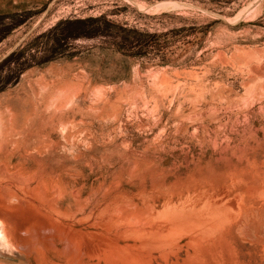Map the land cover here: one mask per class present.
<instances>
[{
  "label": "rangeland",
  "instance_id": "374dc122",
  "mask_svg": "<svg viewBox=\"0 0 264 264\" xmlns=\"http://www.w3.org/2000/svg\"><path fill=\"white\" fill-rule=\"evenodd\" d=\"M11 115L75 132L45 160L83 204L152 211L112 224L158 227L132 264H264V0H0Z\"/></svg>",
  "mask_w": 264,
  "mask_h": 264
},
{
  "label": "bare ground",
  "instance_id": "6f19581e",
  "mask_svg": "<svg viewBox=\"0 0 264 264\" xmlns=\"http://www.w3.org/2000/svg\"><path fill=\"white\" fill-rule=\"evenodd\" d=\"M54 124L55 119L51 116H30L21 119L14 115L0 116V250L8 249L10 252L15 249L17 253H22L27 258L32 256L38 264H114L116 261L118 264L119 261L121 264H126L148 261L149 258L152 260L151 252L149 253L151 257L146 256L148 254H145L146 250L145 253L132 252L138 244L129 251L132 245H129L128 241L141 238L143 240L158 227L112 225L118 221L128 222L129 219H133V223L134 219L137 221L148 219L152 211L146 208L148 212L145 211L146 209L130 212L128 211L130 204H127V209L123 205L125 203H111L107 200L101 208H98L99 205L94 206L96 200L93 207L87 206L90 197H88L89 202L83 204L81 188H78L74 180L72 184H67L70 182L65 178L67 174L77 175L78 169L75 170L76 172H70L62 162L56 163L58 170L48 169L50 165L45 160L46 155L53 152L63 139L75 136V132H68L54 140L52 130L55 133L58 130L62 133L64 129L62 127L57 130L49 126ZM58 124L62 125V121ZM77 157L78 155L75 156ZM93 198L92 195V200ZM113 210H117V214L113 213ZM100 212L105 213L102 219L98 216ZM80 213L86 215L89 221L92 219V222L90 221L88 225H80L75 220ZM97 218L102 221L101 225L97 223L98 220L94 222ZM147 219L146 223L151 221ZM96 223L98 225L95 226ZM128 223L132 224L130 221ZM198 237L197 240L201 241ZM139 248L142 250L141 247Z\"/></svg>",
  "mask_w": 264,
  "mask_h": 264
}]
</instances>
